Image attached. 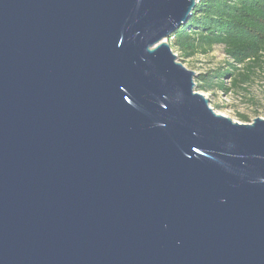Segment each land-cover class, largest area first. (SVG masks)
Listing matches in <instances>:
<instances>
[{
    "label": "water",
    "instance_id": "95a60500",
    "mask_svg": "<svg viewBox=\"0 0 264 264\" xmlns=\"http://www.w3.org/2000/svg\"><path fill=\"white\" fill-rule=\"evenodd\" d=\"M197 3L0 0V264H264V119L167 43Z\"/></svg>",
    "mask_w": 264,
    "mask_h": 264
},
{
    "label": "trees",
    "instance_id": "16d2710c",
    "mask_svg": "<svg viewBox=\"0 0 264 264\" xmlns=\"http://www.w3.org/2000/svg\"><path fill=\"white\" fill-rule=\"evenodd\" d=\"M167 43L184 59L208 57L221 47L232 62L200 75L196 90L227 92L224 79L230 77V88L245 92L242 85L252 81L255 69L264 68V0H198L188 22ZM239 118L249 122L245 115Z\"/></svg>",
    "mask_w": 264,
    "mask_h": 264
},
{
    "label": "rangeland",
    "instance_id": "374dc122",
    "mask_svg": "<svg viewBox=\"0 0 264 264\" xmlns=\"http://www.w3.org/2000/svg\"><path fill=\"white\" fill-rule=\"evenodd\" d=\"M174 54L177 56L178 62L196 74L195 83L200 75H207L211 71L224 67L227 60L232 62L226 58L221 47H216L208 57L184 59L178 52ZM231 79L230 77L224 79L225 88H229L227 92L218 91L213 94L200 92L209 100V106L215 113L240 124H249L256 118L264 119V68L255 69L252 81L242 85L247 89L245 92L230 88ZM240 115L249 117V122L241 121Z\"/></svg>",
    "mask_w": 264,
    "mask_h": 264
}]
</instances>
